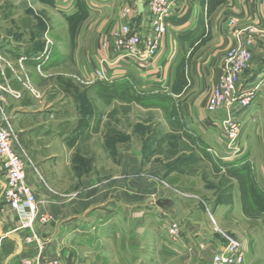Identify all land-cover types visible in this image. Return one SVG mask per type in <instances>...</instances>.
<instances>
[{
  "label": "crops",
  "instance_id": "0c3cea01",
  "mask_svg": "<svg viewBox=\"0 0 264 264\" xmlns=\"http://www.w3.org/2000/svg\"><path fill=\"white\" fill-rule=\"evenodd\" d=\"M47 1L52 8L61 11L66 20L73 22L82 16L88 20L76 29L78 48L74 46L63 53L64 59L71 60L82 76L106 57L102 44L112 29L120 25L123 6L133 4L137 8V0ZM10 19L13 18L2 19L0 28V109L12 120L16 135L14 149L21 154L24 147H33L29 143L31 138L35 144L45 141L50 134L58 138L61 132L51 129L53 124L40 105L42 94L36 87H29L25 79V68L30 69L33 79L42 76L39 70L51 66V55L48 50L30 52L27 44L31 43V38L26 39L19 31L13 33ZM171 21L174 25L163 40L157 65L168 71L170 85L165 93L178 109L173 119L185 126L179 130L183 139L187 138L184 134L197 138L193 151L197 152L200 162L208 163L209 175L213 173L229 179L230 189L225 192L228 199L224 200L222 196L218 198L220 201L217 200V189L202 185L203 177L198 171L197 179L179 172V168L170 169L166 174L164 171V181L169 186L185 191L180 198L175 195L160 197L170 199L171 207L157 206L158 210L163 209V222L176 221L181 225L182 237L171 245L162 230L160 235L158 233L159 239L156 237V217L160 212L154 207L145 210L142 219L134 218L126 224L122 219L127 208L123 210L121 203L114 204L113 210L105 214L106 209L100 205L91 209L90 196L81 198V210L74 209L73 200L57 202L63 208L52 216L56 219L55 226L42 224L39 216L27 226L6 203V180L0 174V264H21L23 258L39 255L58 257L63 264H210L215 250L224 241L208 222L198 219L213 216L222 228L229 229L236 225L234 221H250L244 206L243 182L238 176L246 178L251 188L264 191V0H177ZM149 24L145 6L142 16L137 10L132 26L146 36ZM237 35L243 41L247 38L253 41V58L241 75L239 86L242 93L253 92L254 98L239 114L241 152L236 158L223 159L228 155L226 140L219 125L210 119L207 100L219 79L225 52ZM125 65L126 62H121L119 67ZM118 73L129 76L133 84L138 81L142 84L137 67L120 69ZM48 104L53 106L54 103ZM50 165L54 170H62L70 164ZM200 202H208L210 207L192 204ZM129 207L131 210L132 206ZM58 221H61L60 225ZM147 239L154 245L141 246ZM245 245L249 263L264 264V258L258 255L253 244L245 241Z\"/></svg>",
  "mask_w": 264,
  "mask_h": 264
},
{
  "label": "rangeland",
  "instance_id": "374dc122",
  "mask_svg": "<svg viewBox=\"0 0 264 264\" xmlns=\"http://www.w3.org/2000/svg\"><path fill=\"white\" fill-rule=\"evenodd\" d=\"M60 12L47 0H0V28L2 19L13 18L9 21L13 33L19 31L26 39L31 38V43L27 44L30 52L48 50L51 55V66L39 70L42 76L33 79L30 69L25 68V79L29 87H36L42 94L43 112L53 124L51 129L61 135L55 138L50 134L45 141L35 144L31 138L29 143L33 147H24L20 152L26 160L28 182L37 195L38 215L48 217L42 224L56 225L52 216L63 208L57 202L73 200L74 209L81 210V198L90 196L91 209L100 205L106 209L105 214H109L116 203H121L123 210L127 208L122 219L126 224L134 218L142 219L145 210L154 207L160 212L156 217V237L162 230L167 239L161 218L163 209H157V201L165 195L183 197V189L171 187L164 181V175L176 168L192 179H197L198 171L203 177L199 178L202 185L215 187L219 193L217 200L222 196L227 200L229 179L209 175L208 163L200 162L197 152L193 151L197 138L184 134L187 138L183 139L179 130L185 126L173 119L178 109L169 99L145 97L126 83L82 82L80 69L71 60L64 59L63 53L74 46L78 48L76 29L79 30L87 18L82 16L72 22ZM50 102L53 106H49ZM52 163L70 165L54 170L48 166ZM36 168L41 169L36 171ZM238 177L243 182L244 206L250 221H234V229L222 228L213 216L198 221L208 222L224 242L226 234L252 243L258 255L264 258V212L257 210L249 197V181ZM192 204L210 207L208 202ZM60 223L58 221V225ZM150 239L141 246L154 245ZM109 246L112 247L111 241Z\"/></svg>",
  "mask_w": 264,
  "mask_h": 264
},
{
  "label": "built area",
  "instance_id": "2783aa9c",
  "mask_svg": "<svg viewBox=\"0 0 264 264\" xmlns=\"http://www.w3.org/2000/svg\"><path fill=\"white\" fill-rule=\"evenodd\" d=\"M145 6L150 20L148 34L143 36L132 26V18L137 15L135 5L123 6L120 25L112 29L102 44L107 55L82 76L84 84L95 81L113 83L119 77L132 82L129 76H119L118 70L137 67L139 79L144 83H134L138 90L168 92V71L158 67L157 58L165 36L174 25L171 17L177 9V0H145ZM233 39L234 43L225 52L221 63L219 79L207 100L210 119L219 125L226 140L228 155L220 156L223 159L236 158L241 152L242 126L239 114L254 98L253 92L242 93L239 86L240 77L253 58V41L250 38L243 41L238 35ZM121 62H126V65L119 67ZM150 70L156 71L149 73ZM15 139L12 120L0 109V174L6 180L4 198L20 218L25 220V224L30 226L39 216V203L34 188L28 182L26 160L14 149ZM47 218L42 215L40 221L45 223ZM164 230L171 245L178 243L182 237L181 225L176 221L165 223ZM225 237L227 241L215 250L210 264H250L245 242L226 234ZM21 264H63V261L58 257L39 255L35 258L25 257Z\"/></svg>",
  "mask_w": 264,
  "mask_h": 264
},
{
  "label": "trees",
  "instance_id": "16d2710c",
  "mask_svg": "<svg viewBox=\"0 0 264 264\" xmlns=\"http://www.w3.org/2000/svg\"><path fill=\"white\" fill-rule=\"evenodd\" d=\"M119 83L129 84L133 89V83L127 79H123L120 81L116 80L115 82L109 83V84H119ZM135 91L138 92V94L143 95L145 97L161 96L162 98L170 100L169 94H167L165 92H147V91L137 90V88L135 89ZM217 163H218V165H220L219 161H217ZM249 190H250L249 197L251 196L252 202H253V205L255 206V208H257V210H262L264 212V191L261 189H258V188L257 189L251 188Z\"/></svg>",
  "mask_w": 264,
  "mask_h": 264
},
{
  "label": "water",
  "instance_id": "95a60500",
  "mask_svg": "<svg viewBox=\"0 0 264 264\" xmlns=\"http://www.w3.org/2000/svg\"><path fill=\"white\" fill-rule=\"evenodd\" d=\"M137 10L139 16H142L145 11V2L144 0H137ZM172 201L170 199H159L157 205L163 208H168L172 206Z\"/></svg>",
  "mask_w": 264,
  "mask_h": 264
}]
</instances>
